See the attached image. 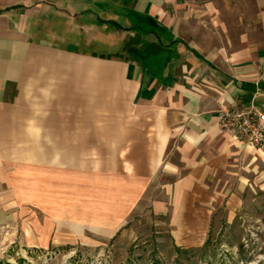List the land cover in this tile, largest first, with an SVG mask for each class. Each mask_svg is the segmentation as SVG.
<instances>
[{
    "label": "crops",
    "instance_id": "crops-1",
    "mask_svg": "<svg viewBox=\"0 0 264 264\" xmlns=\"http://www.w3.org/2000/svg\"><path fill=\"white\" fill-rule=\"evenodd\" d=\"M66 20L116 50L36 40ZM249 105L264 111V0H0V224L36 211L110 237L148 200L176 247L199 248L264 193V153L219 133ZM82 196L100 206L73 228L57 204Z\"/></svg>",
    "mask_w": 264,
    "mask_h": 264
},
{
    "label": "rangeland",
    "instance_id": "rangeland-1",
    "mask_svg": "<svg viewBox=\"0 0 264 264\" xmlns=\"http://www.w3.org/2000/svg\"><path fill=\"white\" fill-rule=\"evenodd\" d=\"M72 24L66 20L56 27L55 38H35L62 46L72 43L97 54L116 50L115 45H82ZM127 37L120 32L113 43H119L122 50ZM98 198L73 197L70 206L76 210L66 212L63 206L68 205L61 198L57 204L61 211L56 214L67 215L66 222L73 228L92 224L100 206L96 205ZM81 208L86 211L78 210ZM31 215V211L25 212L22 219L18 218L19 212H13L7 223L0 224V264H264V193H247L241 208L229 220L220 212L221 221L211 227L205 244L199 248L176 247L169 235L167 217L153 215L148 200L141 202L127 224L110 237L95 234L90 227L79 229L78 234L67 229L49 230L47 224L51 221L42 220V213L35 211V219Z\"/></svg>",
    "mask_w": 264,
    "mask_h": 264
},
{
    "label": "built area",
    "instance_id": "built-area-1",
    "mask_svg": "<svg viewBox=\"0 0 264 264\" xmlns=\"http://www.w3.org/2000/svg\"><path fill=\"white\" fill-rule=\"evenodd\" d=\"M219 133L264 153V111L253 105L225 108L219 115Z\"/></svg>",
    "mask_w": 264,
    "mask_h": 264
},
{
    "label": "trees",
    "instance_id": "trees-1",
    "mask_svg": "<svg viewBox=\"0 0 264 264\" xmlns=\"http://www.w3.org/2000/svg\"><path fill=\"white\" fill-rule=\"evenodd\" d=\"M139 54L141 55V57H144V53L143 52H139Z\"/></svg>",
    "mask_w": 264,
    "mask_h": 264
}]
</instances>
